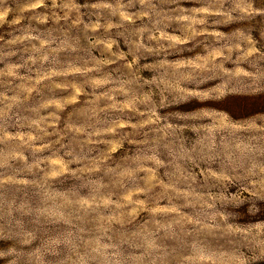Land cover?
Returning a JSON list of instances; mask_svg holds the SVG:
<instances>
[{
	"label": "rangeland",
	"instance_id": "1",
	"mask_svg": "<svg viewBox=\"0 0 264 264\" xmlns=\"http://www.w3.org/2000/svg\"><path fill=\"white\" fill-rule=\"evenodd\" d=\"M0 264H264V0H0Z\"/></svg>",
	"mask_w": 264,
	"mask_h": 264
}]
</instances>
